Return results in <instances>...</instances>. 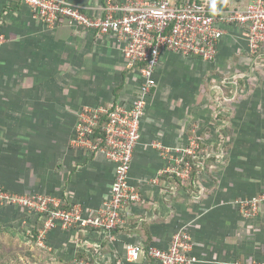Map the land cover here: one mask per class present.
<instances>
[{"label": "crops", "instance_id": "crops-1", "mask_svg": "<svg viewBox=\"0 0 264 264\" xmlns=\"http://www.w3.org/2000/svg\"><path fill=\"white\" fill-rule=\"evenodd\" d=\"M65 1L101 17L107 3L130 0ZM252 1L218 0L216 7L243 9ZM222 29L211 62L160 55L129 171L140 201L126 209V224L107 245L110 264L123 260L128 244L166 249L182 229L191 237L192 264L264 261V205L250 219L237 206L264 192V45L252 54L242 28ZM121 49L114 35L65 20L49 28L20 0H0V190L54 195L66 208L102 204L114 165L71 147L70 139L83 107L128 105L136 97L140 77ZM258 79L263 83L254 85ZM217 139L230 143L214 154L217 167L208 165L204 150L191 160V178L174 175L190 141ZM2 206L0 218L18 221L17 208ZM85 238L86 232L56 229L47 244L56 255L74 254ZM127 264L156 263L140 255Z\"/></svg>", "mask_w": 264, "mask_h": 264}, {"label": "built area", "instance_id": "built-area-1", "mask_svg": "<svg viewBox=\"0 0 264 264\" xmlns=\"http://www.w3.org/2000/svg\"><path fill=\"white\" fill-rule=\"evenodd\" d=\"M47 27L53 28L61 20L98 34H111L122 46V55L129 69H136L140 77L137 95L128 105L116 104L108 108L83 107L77 114L71 147L88 154H98L114 165L113 181L108 197L95 210L79 204L66 208L64 202L50 194H14L0 190V202L18 211L43 220L36 236V245L51 251L49 234L58 229L79 233L86 238L79 242V251L93 258V263L110 264L99 253L101 245L115 241V231L126 224V209L140 201L137 191L129 185V171L134 150L140 138V123L147 98L156 87L154 70L161 53L170 52L182 57L211 62L217 55V45L223 27L234 25L247 36L250 53L264 45V2L254 0L243 9H219L218 0H130L123 5L107 3L104 15L93 17L65 0H20ZM191 147L180 151L175 159L174 175L188 180L192 171L186 158L194 156ZM189 145V146H190ZM179 153V150H176ZM264 205V192L238 200L237 206L246 219L257 215ZM89 246L93 247L92 252ZM191 237L182 229L174 233L166 249L128 244L122 261L135 262L144 255L156 264H192ZM232 264H264V261H235Z\"/></svg>", "mask_w": 264, "mask_h": 264}, {"label": "rangeland", "instance_id": "rangeland-1", "mask_svg": "<svg viewBox=\"0 0 264 264\" xmlns=\"http://www.w3.org/2000/svg\"><path fill=\"white\" fill-rule=\"evenodd\" d=\"M229 81V80H228ZM226 81V82H228ZM262 80H254V85H261ZM224 84V81L217 82V85ZM226 84H231L230 82ZM247 86H253V83L249 81V84L244 81ZM197 132V131H196ZM192 151H194L193 158L188 159L192 168V161L197 162V152L207 150L210 157L206 158L208 165L217 167L219 165L218 159L213 157L215 153L220 151H226L230 148V143L224 140H219L215 142H206L203 144L200 141L192 140ZM191 142H189L190 145ZM191 147V145L189 146ZM196 154V155H195ZM192 160V161H191ZM195 165V164H194ZM196 168V167H195ZM2 191V190H1ZM6 192V191H3ZM7 205L6 203L0 202V209ZM18 221L0 218V264H80L91 263V258L85 255L84 258L75 256L74 254H64L56 255L55 251L43 250L35 245L31 241L30 231L35 224V217L29 216L25 212L19 211ZM24 222V223H23ZM81 255V254H80ZM84 255V254H82Z\"/></svg>", "mask_w": 264, "mask_h": 264}, {"label": "trees", "instance_id": "trees-1", "mask_svg": "<svg viewBox=\"0 0 264 264\" xmlns=\"http://www.w3.org/2000/svg\"><path fill=\"white\" fill-rule=\"evenodd\" d=\"M194 163V162H193ZM192 163V171H191V173H190V178H191V175L193 174V172L195 171V165ZM16 194H19V193H16ZM42 224H43V220H36L35 221V224H34V226H33V228L31 229V231H30V238H31V241L33 242V243H35V245H36V236H37V233H38V231H39V229L42 227ZM115 232H117V230L115 231ZM79 233H80V235H81V233H82V231H79ZM108 245V243L107 242H104V243H102V245H101V249H100V251H99V253H101L102 255H106V254H108V253H110L111 252V250L109 249V247L107 246ZM37 246V245H36ZM38 247V246H37ZM146 247H148V246H146ZM89 248H90V250L92 251V252H94L95 253V251H94V249H93V247H91V246H89ZM44 250V249H43ZM51 252H52V250H51ZM79 253H76V255L75 256H79V257H82V258H84L85 257V252H81V251H78ZM81 254V255H80ZM82 254H84V255H82ZM91 263H93V258H91Z\"/></svg>", "mask_w": 264, "mask_h": 264}]
</instances>
